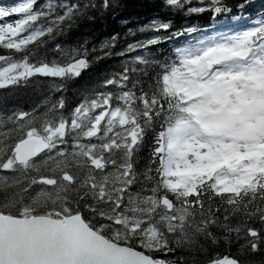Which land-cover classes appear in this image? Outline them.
<instances>
[{
	"label": "snow or ice",
	"instance_id": "obj_1",
	"mask_svg": "<svg viewBox=\"0 0 264 264\" xmlns=\"http://www.w3.org/2000/svg\"><path fill=\"white\" fill-rule=\"evenodd\" d=\"M123 7L0 0V89L57 94L0 114V264H264V3L156 0L120 51L59 39Z\"/></svg>",
	"mask_w": 264,
	"mask_h": 264
},
{
	"label": "trees",
	"instance_id": "obj_2",
	"mask_svg": "<svg viewBox=\"0 0 264 264\" xmlns=\"http://www.w3.org/2000/svg\"><path fill=\"white\" fill-rule=\"evenodd\" d=\"M7 2H18L20 0H5ZM42 3H47L48 0H41ZM55 3V0H52ZM121 3L125 5L123 8H118L115 12H109L104 19L98 20L95 24H88L81 22L78 27L72 28L69 33L59 39L66 45H76L78 42L83 43L84 39L88 40V48L91 49L95 46L97 49L105 40L109 39L114 34H119L120 39L115 46V51H120L128 43L135 42L136 40L143 39L144 36L136 34L135 36L125 35L129 28H137L139 25L147 23L151 18L159 16V12L156 11L153 5L156 0H121ZM264 3V0H253L255 6H259ZM245 16H251L252 19L257 17L253 10L245 13ZM122 20H127L128 23L123 25ZM183 20H176V23H184ZM192 23H196L201 27H206L210 24V18L207 14L201 17L199 20L193 19ZM251 20H244L240 22H231L229 24L230 29L240 30L242 27L248 26ZM217 30H227L217 28ZM147 35V34H145ZM54 45L49 44L51 48ZM165 48L168 45H164ZM155 51V49H153ZM99 55H103L102 52H98ZM52 58L51 53L48 56ZM91 60L92 57L90 56ZM121 57H110L102 59L96 63H93L88 70H84L81 78L74 83L68 84L67 95L70 98H78L79 94L85 89H90L101 81V78L116 68L120 62ZM126 59V57H125ZM57 94L49 91L47 82L41 84L38 88L35 84L29 88L20 89H0V114H8L9 110L14 107L23 108L24 110H30L33 106L40 104L46 96H54ZM6 131V129H4ZM10 172L0 170V176L10 175ZM3 190L0 189V196H2ZM107 235V233H106ZM224 249L221 248V252ZM235 254V249L232 250Z\"/></svg>",
	"mask_w": 264,
	"mask_h": 264
},
{
	"label": "rangeland",
	"instance_id": "obj_3",
	"mask_svg": "<svg viewBox=\"0 0 264 264\" xmlns=\"http://www.w3.org/2000/svg\"><path fill=\"white\" fill-rule=\"evenodd\" d=\"M19 2H22V0H20V1H18V2H7V1H5V0H2V3L5 4V5H7V6H11V5H13V4H15V3H19ZM15 18H17V17H13V18H11V19L14 20ZM8 22H11V21H8Z\"/></svg>",
	"mask_w": 264,
	"mask_h": 264
}]
</instances>
